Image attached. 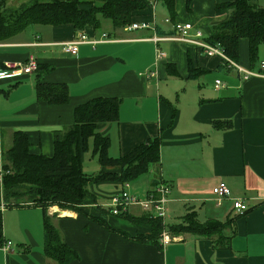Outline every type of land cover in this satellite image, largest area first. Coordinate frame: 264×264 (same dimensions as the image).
<instances>
[{"label":"crops","instance_id":"0c3cea01","mask_svg":"<svg viewBox=\"0 0 264 264\" xmlns=\"http://www.w3.org/2000/svg\"><path fill=\"white\" fill-rule=\"evenodd\" d=\"M222 1L192 0L187 10L185 0H175L176 15L169 22L165 21L168 12L157 1L155 8L146 5L133 13L132 22L147 26L131 30L114 28L107 19H101L96 29L87 26L78 31L71 24H31L0 40V70L6 63H25L33 57L37 65L51 67L42 75L44 82L64 83L68 88L66 103L49 104L35 96L36 68L27 75L1 79L0 89L10 90L0 93V141L4 130L11 138L14 131L22 130L28 134L31 153L51 156L54 130L73 123L77 105L98 96L120 98L118 121L97 126L109 138L110 156L123 155L147 138L161 136L160 160L150 167L140 196L164 182L170 189L167 207L179 221L191 210L199 221L231 219L225 229L230 236L227 248L216 249L210 238L191 233L170 235L168 242L138 241L134 237L149 234L150 225L112 215L106 206L110 195L124 185L91 184L90 195L80 205L84 214L55 205L47 211L78 255L68 264H264V71L260 69L264 48L259 44L260 59L252 63L248 40L240 39L237 63L261 71L245 78L219 56H207L195 46L152 40L168 36L161 33L171 31L175 21L191 23L207 37L212 21L223 17L215 14V4ZM256 1L264 6V0ZM80 32L87 42L80 43L76 53L66 51L64 45ZM158 48L165 58L156 60ZM188 58L203 73L190 78ZM213 120H231L232 126L216 129ZM91 148L90 139L82 155L85 173H119L117 166L98 164ZM219 181L226 183L231 197L218 203L212 189ZM232 198L243 199L248 210L237 215ZM12 208V216L2 213L0 237L13 246L8 253L0 250V264H58L43 251L41 208ZM142 213L139 206H131L125 214L139 217Z\"/></svg>","mask_w":264,"mask_h":264},{"label":"trees","instance_id":"16d2710c","mask_svg":"<svg viewBox=\"0 0 264 264\" xmlns=\"http://www.w3.org/2000/svg\"><path fill=\"white\" fill-rule=\"evenodd\" d=\"M168 12L173 21L175 0H156ZM192 0H185L186 9L190 10ZM87 4V7L84 6ZM147 4L143 0H30L16 7L7 6L6 0H0V40H7L31 24H71L73 28L83 30L87 26L98 28L101 19H107L114 28H124L131 24L135 11ZM216 18L209 26L210 35L205 37L209 43L221 46L223 52L238 62L240 39L248 40L249 59L253 63L257 58L259 44H264V6L256 0H224L215 4ZM173 30L161 34L171 35ZM188 75L197 77L203 71L194 66L188 58ZM48 64L36 66L34 91L37 100L49 104H62L68 101V88L64 83H47L42 75L51 67ZM4 68V66H3ZM13 86V85H12ZM11 86V87H12ZM10 89H0L7 94ZM121 99L117 97L98 96L77 105L73 111V123L53 132V153L46 156L30 152L28 134L22 130L12 133L10 147L2 152V168L5 171L0 184V203L5 207L33 205L41 208L44 254L58 264H68L77 258V253L63 240L60 232L48 215L50 206L84 214L80 205L90 195L89 186L103 181H117L119 184H131L143 174H147L152 165L160 160L161 136L147 138L135 145L123 155L112 157L108 154L109 138L98 132L101 123L118 121ZM175 111L174 109L172 110ZM216 129L232 126L231 120H213ZM97 157L101 166H117L119 173L98 171L87 174L83 171L82 155L89 149ZM247 211V210H246ZM133 223H148L150 233L134 237L138 241L157 242L162 232L171 235L191 233L208 237L214 248H227L230 236L226 227L231 219L220 221L207 219L199 221L196 212L188 211L177 223L164 224L161 219L144 212L138 216L122 213ZM100 225L110 226L99 218ZM2 212L0 210V233ZM123 236L125 232L115 230ZM126 237H128L126 235ZM2 237H0V240Z\"/></svg>","mask_w":264,"mask_h":264},{"label":"built area","instance_id":"2783aa9c","mask_svg":"<svg viewBox=\"0 0 264 264\" xmlns=\"http://www.w3.org/2000/svg\"><path fill=\"white\" fill-rule=\"evenodd\" d=\"M144 3L152 8H155L156 0H143ZM169 22V19H165ZM173 34L168 36H155L152 40L156 43L161 40H173L182 42L185 44L195 46L201 52L207 56H219L223 63L230 68L235 69L237 72L242 73L245 78L250 76L260 75L261 71H252L240 66L237 62L231 60L222 50L221 46L217 43L212 44L205 40L202 31L200 29L194 28L191 23L188 22H172ZM147 26L146 23H136L131 22V24L126 25L125 28L128 30L136 29L140 27ZM105 37V34H103ZM87 37L84 33L80 32L75 37V39L64 45L66 51L71 53H76L78 50V45L80 43L87 42ZM166 53L161 50V48L156 49V60L165 58ZM37 63L33 57H30L25 63H6L4 69L0 70V80L7 78H17L23 75L30 74L36 68ZM260 69L264 71V61L260 63ZM143 75H152V73H144ZM220 84L219 80L215 81V85ZM1 153V150H0ZM5 171L2 168V160L0 154V184L3 180V175ZM128 184H124V189L110 195L109 201L106 206L112 215H120L126 213L131 206H139L144 212L149 215L159 218L164 223L165 214L167 212V203L169 201L168 195L170 192L169 185L164 182H158L154 184L152 190H149L145 194V198L141 199L136 195L130 194L127 190ZM212 193L215 200L221 202L225 198L231 197V192L225 182L219 181L212 189ZM232 206L237 213V215L243 214L248 210L247 204L241 198H232ZM5 205L3 202L0 203V210H4ZM162 241L168 242L171 238L165 233H162ZM13 246L10 240H0V250L4 253H8Z\"/></svg>","mask_w":264,"mask_h":264},{"label":"rangeland","instance_id":"374dc122","mask_svg":"<svg viewBox=\"0 0 264 264\" xmlns=\"http://www.w3.org/2000/svg\"><path fill=\"white\" fill-rule=\"evenodd\" d=\"M27 1H30V0H6V4H7V6L16 7L17 5H20L22 2H27ZM86 5L87 4H84V6H86ZM160 5H161V3L158 4V6H160ZM260 47L264 48V44H260ZM259 59L260 58L258 56L257 60H259ZM210 74H212V73H210ZM210 74H207V75H204V76H208ZM210 78H212V76L207 77V81H209V82L212 81V79H210ZM6 135H7V138H5ZM10 138H11V134L4 130L3 133H2V141H0L1 142L0 143V150L2 152L6 151L10 147L11 141H12ZM147 177H149L148 173L147 174H143L142 176L137 178V180L135 182L131 183L129 185V187H127L126 191H128L132 195H136V196L139 195L138 197H140L141 199L145 198V195H142V196H140V195L143 192L142 189H143V187L145 186V184L147 182V180H146ZM183 206L184 205H181V208ZM167 208H168V211L165 214L164 224L177 223L179 221L178 220L179 219L178 216L176 215V213H173V212L169 211V207H167ZM11 209H13V208L12 207H7V208H5L4 211L2 210L3 215L5 214V216H12L11 214H13V211ZM166 234L168 236L171 235L168 232ZM161 237H162V234L160 235V238Z\"/></svg>","mask_w":264,"mask_h":264}]
</instances>
